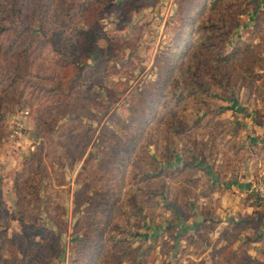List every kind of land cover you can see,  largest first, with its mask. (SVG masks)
I'll list each match as a JSON object with an SVG mask.
<instances>
[{"label": "rangeland", "instance_id": "374dc122", "mask_svg": "<svg viewBox=\"0 0 264 264\" xmlns=\"http://www.w3.org/2000/svg\"><path fill=\"white\" fill-rule=\"evenodd\" d=\"M213 1L106 0L94 10L96 0H0V264H228V253L206 251L205 232L200 248L179 235L203 222L208 202H219L203 191L218 186L212 175L222 161L243 156L249 164L238 176L251 178V192L237 197L235 218H246L249 203L261 199L253 184L263 160L253 162L264 158L256 150L264 147V0H223L211 9ZM194 13L189 41L211 31L209 20L219 25V44L211 48L228 63L225 89L204 70L217 56H205L201 46L174 48ZM257 48L259 77L251 80L242 71L251 60L239 52ZM193 52L203 58L197 80L209 86L197 96L174 78L188 76ZM224 68L216 73L225 82ZM158 92L166 94L156 107L160 116L178 109L176 95L184 103L180 126L196 117L194 107L201 121L179 137L168 127L155 134L159 125L146 121V106ZM192 142L207 143L196 160L183 152ZM184 159L203 164L192 168L198 189L180 204L177 220L170 189ZM224 171L229 177L232 163ZM163 186L168 193H155ZM170 222L177 227L166 228ZM250 225L238 229L235 245L263 259L264 221Z\"/></svg>", "mask_w": 264, "mask_h": 264}, {"label": "trees", "instance_id": "16d2710c", "mask_svg": "<svg viewBox=\"0 0 264 264\" xmlns=\"http://www.w3.org/2000/svg\"><path fill=\"white\" fill-rule=\"evenodd\" d=\"M211 1V0H210ZM223 0H214L211 3V9H215V7L221 3ZM210 3V2H209ZM202 4V2L200 3ZM102 7H106V0H96V2H94V10L98 9L100 10ZM99 11H98V15H95L94 13V18H96L97 20H99L100 16H99ZM196 13L191 15V19H190V23L188 24L187 30H185L186 36H185V43L182 44L179 43L176 47H174L175 49L177 48H193V47H200V50H202L204 52V55H213V57H215V65H213L211 68L204 69L205 71H207V74L209 77H215L213 83H216V85H218L219 87L222 88H227L228 87V83L231 81L230 78V74H229V66H227L228 63H223L224 60L226 58H223L220 53H218L216 51V49L214 47H217L219 42H217L218 38L217 36L219 35V32H216L217 27H219V25H217L216 23L213 22V20H209L211 22V24L209 26H207L209 29H211V31L209 32L208 30L205 29V31L203 32V34H201L200 36H197L195 39L192 38L191 41H189V32L194 30V25L193 23L196 21L197 17L195 16ZM96 22H94L95 24ZM204 28L206 26L202 25ZM203 28V29H204ZM202 29V30H203ZM187 31V32H186ZM216 32V33H215ZM194 33V32H193ZM188 39V40H187ZM188 43V44H187ZM212 46H214L213 48H211ZM89 48V47H87ZM204 49V50H203ZM191 50V49H188ZM258 48L256 49V51L251 52L248 50H242L239 52V55H245L247 60H251V64L245 68H243L242 71L247 72V76H251V80L254 76H258L255 72H254V64H257L258 62ZM195 51V50H192ZM190 53V52H189ZM191 56H194V58H192V60L190 58L187 59L188 62V76H183L182 77V81L179 79V76H174L175 78V83L179 84L181 83L182 86L186 85L185 87H182V90L184 92H187V94L189 95H193L195 94L197 96V94H201L204 91H209V86H204L203 81L201 80H197L201 74H198L197 72L202 73L203 69L201 68V60L203 59L202 56L200 54H198L197 52H193L191 53ZM238 60L241 61V58H239L238 56L235 57L233 60ZM222 63H220V62ZM262 61L264 62V60L262 59ZM219 62V63H218ZM74 65V62H72ZM222 64V65H219ZM261 67H264V63L263 65H260ZM225 67V68H224ZM224 68V72L228 75L227 80L221 81L218 77V72L220 71V69ZM217 72V73H216ZM168 73H166L167 76ZM190 76H192L194 78V81L192 80V82L188 83L187 80L190 79ZM259 77V76H258ZM261 77H264V75H261ZM191 84V86L189 85ZM163 86V85H162ZM189 86V88L187 87ZM162 89V87H160ZM165 93L162 92H158L155 97L153 98V100L146 106V109L148 110L149 108H151L152 112L151 115L150 113H148V117H150L148 120L146 121H151V119H155V122L157 123V125H159L158 128L153 129L155 134H160L163 131V128L168 127L169 130L166 132L167 134H170L169 136L172 137H179L181 134L185 133V132H189L191 130H193L192 126L194 125L193 123L195 122H200L201 119L198 121L199 119V114H200V110H198L196 107H194V111H195V115L196 117H191V119L188 120V124L187 126H180V122L183 120L182 115H180L178 112L181 111V108L184 107V103H180L179 101L182 100V97H177L176 99V95L172 98L175 101V107H177L178 105V109H173L172 111H168L165 112L164 116H160L156 111L159 104H161L163 101H165ZM210 112V110L208 111ZM220 111L211 113V115H208V117L210 118V120H212V118L216 115L219 114ZM166 117V119H165ZM166 121V122H165ZM145 122V121H144ZM144 122H142V124H144ZM147 123V122H146ZM147 129V128H146ZM143 131V133H145V125L140 129ZM152 132V131H150ZM148 133V132H147ZM148 135L150 136L151 133H148ZM161 136V135H160ZM191 144H193V146L190 147V145H185L183 147V152L185 154V156H189V157H193L194 160H196L198 158L199 155H202L205 152V147L207 146V143L202 142V143H197V142H192ZM197 165L195 164H191L188 161H186L184 159V165H182V169H178L174 172V174H172V178L173 180L176 182L175 186L171 187L170 191L175 195V200L174 202H172L171 204V208H172V212L174 213V219H180L179 214L177 213V211H182V207L180 204H184V202L188 201V198L191 196H194L196 194L197 191V187H198V183L200 182V179L198 177H196L195 171L196 168L199 169V162H196ZM168 167H172L173 166V160L170 158L168 160V162L165 163ZM192 168L195 170L193 171ZM160 171L156 170L155 172V176L156 175H160ZM146 176H150L149 174ZM124 180V178L122 179ZM174 182V183H175ZM197 188V189H196ZM165 189L167 190L166 192H169V187L168 188H164L161 187L160 190H156L155 193L157 194H161L162 196L165 195ZM258 199V197H257ZM260 201V202H259ZM261 205L264 206V202H262L261 199H258V201ZM175 214L178 215L177 218H175ZM207 216V214H206ZM245 222H249V223H253L254 220H252V218H250L249 216H247L244 219ZM206 222V221H204ZM202 223L203 226L197 227L194 229V232H190V231H186L183 234L179 235V238H181V240H184L185 242H187L188 244L192 245L194 248H200L202 245V238H203V233L209 230V224H205ZM243 225L238 224L237 227H242ZM173 227H177V226H173L172 222H170V224L167 225L166 228L168 229H175ZM202 229V230H201ZM204 230V231H203ZM16 233V232H15ZM16 237H18L17 234ZM233 239V238H232ZM38 245H40L39 243H36ZM222 253H228V259H227V263L228 264H233L235 261H239L240 264H264V261H260L258 259H254L252 257H250L247 253H240L237 251H232V250H228L227 247H224L221 249Z\"/></svg>", "mask_w": 264, "mask_h": 264}, {"label": "crops", "instance_id": "0c3cea01", "mask_svg": "<svg viewBox=\"0 0 264 264\" xmlns=\"http://www.w3.org/2000/svg\"><path fill=\"white\" fill-rule=\"evenodd\" d=\"M257 126H254L255 131H258ZM264 136V134H262ZM253 137H256V139H254V142L257 141L259 142V138H260V133H254L252 134ZM259 153V155H263L264 153V147L261 146V150L256 149ZM262 151V153H261ZM262 162V164L264 163V158H261L260 160H257L256 162H253V166L259 162ZM218 162V161H215ZM232 163V167H233V172L229 175H225L222 174V171H224V169L228 166L231 165ZM200 165H202L203 163L199 162ZM217 164V163H216ZM260 164V163H259ZM217 169L216 172L214 173V175H212L213 180L218 183V186H214L213 189L211 190H205L203 191V194L206 198H211V196H215L218 197L217 201H219L216 205L214 204H210V202L207 203V205L209 204V208L207 207V211L205 212V214H208V216H206L203 220L206 221L204 222L205 224H209V230L206 231L205 233V237H207V241L205 243V245L207 246L206 248H208V252H216V255L219 256L224 253L219 252L221 251L222 248L227 247L228 250H232V251H237V252H244V250H241L239 248H237V245H235L241 237V229L242 227H237L238 224L241 225H245V218L240 217L239 220L237 218H235V214L237 213L238 209H237V202H238V196L242 195V191L243 190H247L248 192H251L250 187L252 184V180L249 176H246L245 179H243V175L238 173L240 171V169L242 168L243 165H249V164H245V159L243 158V156L239 157V159L234 160L232 162H228V161H222L221 164H217ZM248 167H246L247 170ZM260 168V167H259ZM259 172V170H257ZM225 172V171H224ZM249 175V173L247 174ZM252 175V174H250ZM257 176V174H256ZM198 177V176H196ZM256 180V179H255ZM251 181V182H250ZM214 182V183H215ZM208 185H211L212 182H207ZM208 187V186H207ZM234 201V204L232 205H228L231 203V201ZM228 203V204H227ZM249 205L252 207V212H248V216L250 218H252V220H254L253 223H249L251 224L250 226H256L257 222H260L261 219H263L264 221V206L261 205L259 202H250ZM229 207V208H227ZM209 211V212H208ZM221 213V214H220ZM218 214H220L222 217L221 219H219L218 221H216L217 218H214L215 216H217ZM228 214H232V218L231 220H227V216ZM225 215V216H224ZM263 216V217H258V216ZM202 222V223H203ZM201 224L199 225H195L193 226L189 231L190 232H194V229L200 226H203ZM258 225V224H257ZM205 227V226H203ZM264 228V226H263ZM206 229V227H205ZM221 229V230H220ZM233 230H238L239 232H233ZM219 231V233H218ZM215 232L218 233V237L214 238L213 235L215 234ZM239 234V235H238ZM227 235V238L229 239V242H224L223 241V237H225ZM233 238V239H232ZM256 237L254 240L257 243H254L253 245H259V238ZM239 243V242H238ZM245 253H247L250 257L254 258V259H258L260 261L264 260V258H261V255H258L256 252L254 251H245ZM234 264V263H233Z\"/></svg>", "mask_w": 264, "mask_h": 264}, {"label": "built area", "instance_id": "2783aa9c", "mask_svg": "<svg viewBox=\"0 0 264 264\" xmlns=\"http://www.w3.org/2000/svg\"><path fill=\"white\" fill-rule=\"evenodd\" d=\"M262 165L261 176L253 184V190L264 201V164Z\"/></svg>", "mask_w": 264, "mask_h": 264}]
</instances>
